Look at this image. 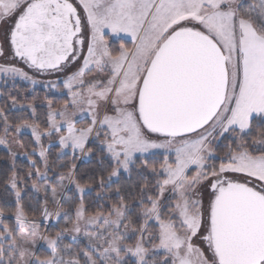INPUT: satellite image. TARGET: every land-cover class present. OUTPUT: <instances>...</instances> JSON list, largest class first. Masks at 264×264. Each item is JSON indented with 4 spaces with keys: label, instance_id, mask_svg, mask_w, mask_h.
<instances>
[{
    "label": "snow or ice",
    "instance_id": "1",
    "mask_svg": "<svg viewBox=\"0 0 264 264\" xmlns=\"http://www.w3.org/2000/svg\"><path fill=\"white\" fill-rule=\"evenodd\" d=\"M8 21L0 78L46 112L0 87V264H264V0H0Z\"/></svg>",
    "mask_w": 264,
    "mask_h": 264
},
{
    "label": "trees",
    "instance_id": "2",
    "mask_svg": "<svg viewBox=\"0 0 264 264\" xmlns=\"http://www.w3.org/2000/svg\"><path fill=\"white\" fill-rule=\"evenodd\" d=\"M0 87H2L4 91H11V93L13 95H16L17 99L21 103H24L25 105L29 102L35 103L36 108H37V114L39 117V120H37V122H40L44 119L46 108L43 105V101H44V97L46 93L43 89L35 88V90H33L29 85L24 84L23 82H19V81H18L16 88H13L10 82L6 86L0 85ZM49 97L55 98L58 102L62 101L63 99L62 97H57V96L49 95ZM5 99H6L5 97L0 96V107H5ZM7 103L10 105L11 102L8 101ZM6 112L10 120H12L14 123H19L21 120H28L29 122H32L33 120L37 119L36 117H33L32 114H30L28 110L11 109L10 111H8L6 109ZM2 132H3V126H2V123H0V134H2ZM18 138L22 140L25 143V145L28 146V148H31L33 146L32 138L29 135L27 134L20 135ZM45 144H47L46 141H45ZM55 152H56V149L53 148L51 150L50 159H53V160L56 159ZM67 159L68 158L65 157L60 162H64V160H67ZM11 163L12 161L8 155L7 150L0 147V181H2L4 173L10 170ZM76 163L78 166L77 170L80 172H83L89 168L96 167V164L94 161H89L87 159L76 161ZM16 164L18 167H21V168L26 169L28 167V161L25 157L16 158ZM52 179L54 180L55 176H52ZM136 180H137V177L135 173L132 174L131 178H128L127 175H122L121 177L116 179V183H113L112 187L113 188L116 187L117 184L131 185V184H134ZM41 183L43 184L45 183V181H42ZM65 183H67V181ZM69 188L71 190L67 192V195L71 197L74 195V188H72V186H69ZM97 191H99V189L94 188L90 193L86 195V199L91 204L92 207H96L98 204L103 202V201H100L98 198H96ZM28 193L29 195L35 197L37 200L41 202L43 201V193H34V191L31 188L28 189ZM11 199L12 198L9 197L7 198V201H6L2 193V188H0V207L6 206L8 208H11L12 207ZM25 199L27 201V196ZM6 222L10 224L13 223L12 220H7ZM48 231H52V228H49ZM40 254L46 255L48 253L40 248Z\"/></svg>",
    "mask_w": 264,
    "mask_h": 264
},
{
    "label": "rangeland",
    "instance_id": "3",
    "mask_svg": "<svg viewBox=\"0 0 264 264\" xmlns=\"http://www.w3.org/2000/svg\"><path fill=\"white\" fill-rule=\"evenodd\" d=\"M11 23V21H8V22H5L4 24H0V39H2L3 38V34H4V30L8 27V24H10ZM4 61H3V59H0V63H3ZM21 66H23V65H21ZM27 70V69H26ZM19 82H23V81H19ZM24 84H27V85H29L27 82H23ZM0 85H3V82H2V78H0ZM3 86H6V85H3ZM30 86V85H29ZM31 87V86H30ZM32 88V87H31ZM36 88H41V89H43L44 90V88H43V86L42 85H38V86H36ZM45 91V90H44ZM49 95L50 96H53V94H51V93H49ZM57 97H59V96H57ZM45 107V106H44ZM46 108V107H45ZM17 110H20V109H18V108H16ZM29 111V113L31 114V110H28ZM24 134H27V135H29L30 137H31V134H30V131L29 130H27V129H25V130H23L22 131V133L20 134V135H24ZM32 138V137H31ZM0 147L1 148H3V149H5V150H7L6 148H5V146H3V145H0ZM20 157H23V156H18L17 158H20ZM83 160V159H82ZM126 175V174H125ZM117 178H114V180H116ZM42 181H44V180H40V181H38V183H40V184H42L41 182ZM34 191V190H33ZM34 193H36V192H34ZM55 225V221H53L51 224H44L43 222H42V224H41V230L42 231H48L49 230V228H52V231H49V232H54V231H56V227L54 226ZM60 226H63V221H61L60 222ZM72 243V241H71V237H66L65 238V240H64V243ZM42 243V242H41ZM41 249L42 250H44L45 252H47L46 251V245L45 246H43V247H41Z\"/></svg>",
    "mask_w": 264,
    "mask_h": 264
}]
</instances>
